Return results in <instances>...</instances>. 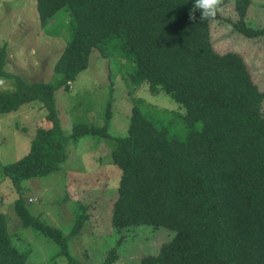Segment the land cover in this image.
<instances>
[{
  "label": "trees",
  "instance_id": "16d2710c",
  "mask_svg": "<svg viewBox=\"0 0 264 264\" xmlns=\"http://www.w3.org/2000/svg\"><path fill=\"white\" fill-rule=\"evenodd\" d=\"M36 1L41 29L66 41L54 65L56 83L17 79L15 90H0V114L39 103L52 125L37 130L24 157L0 162V178L21 191L23 181L59 171L70 145L100 136L111 142L112 163L122 172L112 206L115 230L149 225L174 232L141 264H264V93L239 53L215 51L211 24L200 22L199 11L195 22L189 19L194 0ZM253 1L227 5L234 4L239 18L235 29L255 39L264 37V24H246ZM64 9L70 13L65 23L57 17ZM95 51L104 58L116 54L132 66L124 76L127 85L147 83L153 94L171 96L185 110L186 135L171 134L167 113L142 99L134 101L124 137L109 133L112 102L102 114L103 126L76 124L64 135L55 92L70 91ZM3 60L0 53L1 75ZM15 210L23 227L54 240L69 264H81L70 255L68 238L31 215L22 198ZM85 220L76 215L73 233ZM29 255L14 244L0 210V264H27ZM117 259L114 249L103 264Z\"/></svg>",
  "mask_w": 264,
  "mask_h": 264
},
{
  "label": "rangeland",
  "instance_id": "374dc122",
  "mask_svg": "<svg viewBox=\"0 0 264 264\" xmlns=\"http://www.w3.org/2000/svg\"><path fill=\"white\" fill-rule=\"evenodd\" d=\"M246 24L260 28L264 24V0H254ZM220 20L211 23V39L216 52L239 53L264 93V37L247 38L234 26L238 21L234 4L225 7ZM58 21L69 22L64 9ZM57 23H60L58 22ZM63 24V23H62ZM66 46L64 38H55L41 29L36 0H0V53L4 55L2 91L16 89V80L55 84L54 65ZM3 50V51H1ZM132 66L116 54L104 58L93 52L90 65L82 72L70 91L55 92L58 120L64 135L76 124L103 126L102 114L112 102L114 116L109 133L128 135L134 101L166 112L171 134L183 138L187 128L185 110L164 91L153 94L149 84L127 85L124 79ZM264 111V105H263ZM42 104L23 106L10 114H0V162L14 163L30 151L39 128H50ZM201 125H197L200 128ZM111 142L100 136H85L77 146L68 147L69 158L59 171L45 177L23 181L21 191L8 178H0V210L6 215L14 244L30 251L27 264H69L60 246L33 228H25L16 213L18 198L24 200L31 215L44 224L59 229L68 238L70 255L81 264H103L116 249V264H141L142 258L156 255L171 241L174 232L149 225L117 232L112 223V206L118 197L121 169L112 163ZM72 185L73 188L70 189ZM86 220L78 233L73 227L78 213Z\"/></svg>",
  "mask_w": 264,
  "mask_h": 264
},
{
  "label": "clouds",
  "instance_id": "9594fccd",
  "mask_svg": "<svg viewBox=\"0 0 264 264\" xmlns=\"http://www.w3.org/2000/svg\"><path fill=\"white\" fill-rule=\"evenodd\" d=\"M228 0H194V6L189 12V19L196 21V12H200L201 23H214L217 17L222 15ZM4 82L0 80V85Z\"/></svg>",
  "mask_w": 264,
  "mask_h": 264
},
{
  "label": "crops",
  "instance_id": "0c3cea01",
  "mask_svg": "<svg viewBox=\"0 0 264 264\" xmlns=\"http://www.w3.org/2000/svg\"><path fill=\"white\" fill-rule=\"evenodd\" d=\"M252 6H253V5H251V7H252ZM71 188H73L72 185L70 186V189H71ZM115 264H116V263H115Z\"/></svg>",
  "mask_w": 264,
  "mask_h": 264
}]
</instances>
